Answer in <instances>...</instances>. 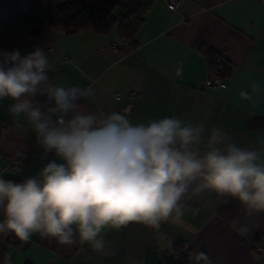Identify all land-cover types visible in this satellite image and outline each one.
<instances>
[{
  "label": "crops",
  "instance_id": "obj_1",
  "mask_svg": "<svg viewBox=\"0 0 264 264\" xmlns=\"http://www.w3.org/2000/svg\"><path fill=\"white\" fill-rule=\"evenodd\" d=\"M146 2L133 46L120 40L117 49L111 48L118 39L115 25L107 33L44 29L17 49L21 55L37 45L48 51L54 60L48 72L51 82L92 87L95 94L81 101L89 109L130 108L133 123L179 115L206 127H223L241 147L264 149L263 0H181L174 10L166 0ZM210 61L217 72L227 63L225 88L203 85L213 71ZM242 91L251 99H242ZM10 103L0 101V176L32 177L53 156L42 157L26 117L14 119L7 110ZM29 148L28 162L9 169L10 160ZM190 203L201 212L195 218L186 215L181 224L163 222L152 229L130 223L119 231L106 230L104 252L89 244L60 245L35 234L24 248L5 245V254H11L12 264H159L176 257L191 264L189 254L197 250L207 253L213 264H264V217H254L251 223L260 226L240 237L226 223L238 215L237 202L218 206L217 196L206 193Z\"/></svg>",
  "mask_w": 264,
  "mask_h": 264
},
{
  "label": "clouds",
  "instance_id": "obj_2",
  "mask_svg": "<svg viewBox=\"0 0 264 264\" xmlns=\"http://www.w3.org/2000/svg\"><path fill=\"white\" fill-rule=\"evenodd\" d=\"M49 55L38 45L26 55L0 50V101H12L9 114L26 117L42 157L53 156L21 182L0 176V236L28 243L39 234L104 252L106 230L181 224L200 214L190 201L206 193L218 206L237 202L238 215L226 223L238 236L260 226L251 221L264 217V149L241 147L223 127L179 115L133 123L130 108L89 109L81 101L95 94L92 87L51 82ZM189 260L213 264L197 250ZM3 264H12L10 253Z\"/></svg>",
  "mask_w": 264,
  "mask_h": 264
},
{
  "label": "trees",
  "instance_id": "obj_3",
  "mask_svg": "<svg viewBox=\"0 0 264 264\" xmlns=\"http://www.w3.org/2000/svg\"><path fill=\"white\" fill-rule=\"evenodd\" d=\"M147 4L146 0H0V50L17 49L23 40L44 29L58 28L66 34L87 29L107 33L115 25L119 41L133 46V37L144 20ZM116 10L120 11L117 15L114 14ZM209 56L214 57L213 52H209ZM209 68L213 70L211 77L224 80L229 75L226 62H222L221 72H217L216 65L211 61ZM24 179L13 180L21 182ZM28 243L12 236L4 237L0 244V264L5 258V245L24 248ZM159 264L182 262L177 257L163 258Z\"/></svg>",
  "mask_w": 264,
  "mask_h": 264
},
{
  "label": "built area",
  "instance_id": "obj_4",
  "mask_svg": "<svg viewBox=\"0 0 264 264\" xmlns=\"http://www.w3.org/2000/svg\"><path fill=\"white\" fill-rule=\"evenodd\" d=\"M180 2L181 0H166V4L168 8L173 9V10L177 8ZM119 42L120 41L118 39L111 42L110 43L111 48L114 50L117 49ZM203 85L207 88H212V89L217 90V89L225 88L227 86V83L220 78L208 76L205 78ZM30 156H31V149L29 148V149L24 150L17 157L12 158L7 166L9 169H13L14 167L24 165L28 162ZM2 243H3V237L0 236V244ZM260 244L262 245L264 244V236L260 239Z\"/></svg>",
  "mask_w": 264,
  "mask_h": 264
},
{
  "label": "rangeland",
  "instance_id": "obj_5",
  "mask_svg": "<svg viewBox=\"0 0 264 264\" xmlns=\"http://www.w3.org/2000/svg\"><path fill=\"white\" fill-rule=\"evenodd\" d=\"M119 13H120L119 10H116V11L114 12L115 15H117V14H119Z\"/></svg>",
  "mask_w": 264,
  "mask_h": 264
}]
</instances>
